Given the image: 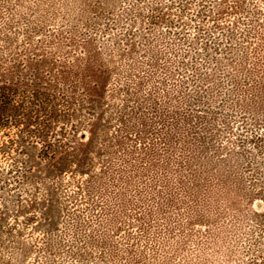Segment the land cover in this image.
<instances>
[{
    "label": "rangeland",
    "instance_id": "1",
    "mask_svg": "<svg viewBox=\"0 0 264 264\" xmlns=\"http://www.w3.org/2000/svg\"><path fill=\"white\" fill-rule=\"evenodd\" d=\"M2 77L47 88L60 147L0 133V264L264 257V0H0Z\"/></svg>",
    "mask_w": 264,
    "mask_h": 264
},
{
    "label": "trees",
    "instance_id": "2",
    "mask_svg": "<svg viewBox=\"0 0 264 264\" xmlns=\"http://www.w3.org/2000/svg\"><path fill=\"white\" fill-rule=\"evenodd\" d=\"M160 19V23H164L166 18L162 16ZM149 49L153 53H156L154 48L151 47ZM151 68L154 71L156 70L154 66ZM100 82V85H93V89L88 92L93 103L99 102L100 97H104L105 95L104 83H106V81L100 80ZM136 87L140 89L142 85H137ZM133 91H135V89H133ZM134 96H136V93L128 88L126 92L127 99L121 104L126 113L130 111L128 101L133 99ZM144 102L138 105V110L145 108V106L152 105L150 101ZM57 113L58 110L55 100L39 80L35 79L32 82H27L24 80L15 81L6 77L0 78V133L10 130L11 128H21L22 133L27 132V134L40 145L38 155L40 159L49 162L54 161L59 154L60 145L58 141L48 140L51 133H54L56 130L54 124L58 122ZM145 126L146 125H143V127ZM97 131L98 123L91 126L92 137L94 138H92V140L90 139L87 143H93V139L97 136V134H95ZM184 151L186 152V150ZM0 154L5 155L6 153L0 150ZM190 155L192 154L190 153ZM58 161L56 169L59 170V172L66 171L71 165L63 158H58ZM78 166L79 169H81L80 163ZM181 184L185 187L184 183ZM244 197L247 199L246 204L249 205L252 215L258 221V225H264L262 223L264 222V213L254 212L252 205L255 199L264 200V196H262V194L251 196L250 194L244 193ZM242 264H264V257L262 255L251 257L248 262Z\"/></svg>",
    "mask_w": 264,
    "mask_h": 264
}]
</instances>
